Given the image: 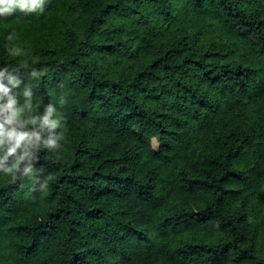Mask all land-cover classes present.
I'll list each match as a JSON object with an SVG mask.
<instances>
[{
    "label": "trees",
    "instance_id": "trees-1",
    "mask_svg": "<svg viewBox=\"0 0 264 264\" xmlns=\"http://www.w3.org/2000/svg\"><path fill=\"white\" fill-rule=\"evenodd\" d=\"M21 64L65 131L0 173V264H264V0H45Z\"/></svg>",
    "mask_w": 264,
    "mask_h": 264
},
{
    "label": "clouds",
    "instance_id": "clouds-1",
    "mask_svg": "<svg viewBox=\"0 0 264 264\" xmlns=\"http://www.w3.org/2000/svg\"><path fill=\"white\" fill-rule=\"evenodd\" d=\"M44 4L45 0H0V17L17 12H42ZM14 39L15 33H10L5 48L11 57L16 58L23 54V50L12 43ZM28 67L27 64L15 69L7 65L0 67V173L11 175L14 181L20 177L35 178L39 189L44 190L48 181L41 180L43 170L35 167L37 155L42 149L60 150L65 129L63 117L55 104L43 105L42 111L34 105L32 86L24 84L20 69H25L30 80L39 79L45 72L35 67L28 71ZM10 157L12 162L6 164Z\"/></svg>",
    "mask_w": 264,
    "mask_h": 264
}]
</instances>
